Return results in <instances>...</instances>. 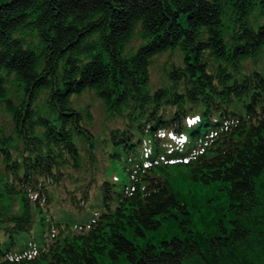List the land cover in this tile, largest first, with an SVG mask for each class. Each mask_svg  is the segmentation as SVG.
Here are the masks:
<instances>
[{
  "label": "trees",
  "instance_id": "trees-1",
  "mask_svg": "<svg viewBox=\"0 0 264 264\" xmlns=\"http://www.w3.org/2000/svg\"><path fill=\"white\" fill-rule=\"evenodd\" d=\"M263 53L264 0H0V264H264ZM96 99L123 177L73 226L49 186L75 134L93 161Z\"/></svg>",
  "mask_w": 264,
  "mask_h": 264
},
{
  "label": "rangeland",
  "instance_id": "rangeland-1",
  "mask_svg": "<svg viewBox=\"0 0 264 264\" xmlns=\"http://www.w3.org/2000/svg\"><path fill=\"white\" fill-rule=\"evenodd\" d=\"M167 57H159L155 61V65L152 69V77L155 82H157L162 74V65L165 63ZM261 60V68L264 69V53L260 58ZM86 100H82L81 103L88 104V98ZM91 114H92V122L91 125V133L93 134V151L95 155V160L93 158L92 162H89V158L86 156L87 150L90 149L89 145L83 141V139L75 134L74 141L79 150V163L78 166L72 167L71 169L64 170L66 171V175L68 176L66 179L68 181H64L63 179L59 183H54L49 186V193L52 198L51 210L52 213L60 218L65 219L69 224H77L75 222L77 219H84L85 221H89L91 219V215L95 211H100L102 204V197L100 194V188L97 186L101 184V181L104 178L109 177L114 179L115 177L120 179L119 177H123V173L120 170L119 163L116 166V161L111 156L113 152V147L111 141L109 139V129L115 126L118 121L108 119L107 114L105 113L104 105L98 99L94 100L93 103L90 104ZM10 121V116L6 112V110L2 109V105H0V125H7ZM88 127V125L85 123ZM91 174H96L97 183L91 190V197L89 202V208L84 212H78L77 209L72 204L70 200L71 193H74L77 187L80 185L79 183L85 179L92 180L93 177ZM172 175V172H171ZM114 177V178H113ZM115 180V179H114ZM75 194H79L76 191ZM9 203V200L6 202ZM177 224L179 219H166L165 223L161 226L159 230L156 231H148L147 236H141L136 233V239L141 244H145L146 242H152L155 244H159L164 239H170L176 231L170 225H173L172 222ZM175 226V225H173ZM99 264H112L111 260L108 258H102Z\"/></svg>",
  "mask_w": 264,
  "mask_h": 264
}]
</instances>
